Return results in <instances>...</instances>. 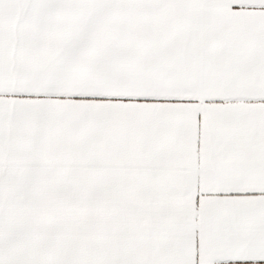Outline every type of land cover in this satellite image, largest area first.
<instances>
[{
    "label": "snow or ice",
    "instance_id": "1",
    "mask_svg": "<svg viewBox=\"0 0 264 264\" xmlns=\"http://www.w3.org/2000/svg\"><path fill=\"white\" fill-rule=\"evenodd\" d=\"M0 264H264V0H0Z\"/></svg>",
    "mask_w": 264,
    "mask_h": 264
}]
</instances>
